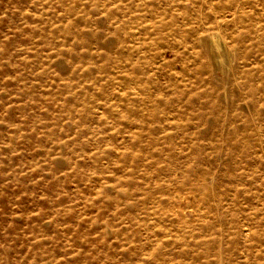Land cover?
<instances>
[{
    "label": "rangeland",
    "instance_id": "374dc122",
    "mask_svg": "<svg viewBox=\"0 0 264 264\" xmlns=\"http://www.w3.org/2000/svg\"><path fill=\"white\" fill-rule=\"evenodd\" d=\"M0 264H264V0H0Z\"/></svg>",
    "mask_w": 264,
    "mask_h": 264
},
{
    "label": "bare ground",
    "instance_id": "6f19581e",
    "mask_svg": "<svg viewBox=\"0 0 264 264\" xmlns=\"http://www.w3.org/2000/svg\"><path fill=\"white\" fill-rule=\"evenodd\" d=\"M212 40H213V44H214L215 49L218 50L219 56L222 58L223 54L221 51V43L219 42V40L216 38V36L213 33H212Z\"/></svg>",
    "mask_w": 264,
    "mask_h": 264
}]
</instances>
